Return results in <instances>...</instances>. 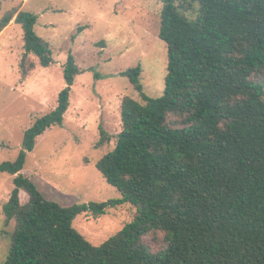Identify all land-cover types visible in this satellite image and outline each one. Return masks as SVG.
<instances>
[{"label": "trees", "instance_id": "1", "mask_svg": "<svg viewBox=\"0 0 264 264\" xmlns=\"http://www.w3.org/2000/svg\"><path fill=\"white\" fill-rule=\"evenodd\" d=\"M161 3L163 94L143 93L140 66L121 72L143 102L123 97L115 146L95 163L120 197L62 206L21 173L36 138L63 124L81 72L69 54L55 108L24 131L16 158L0 163L14 176L2 264H264V0ZM11 22L23 31L21 77L35 68L30 55L48 67L52 50L34 31L36 16L11 9L0 32ZM100 136L97 146L110 141L101 127ZM125 203L133 218L98 246L72 226L77 215ZM158 233L163 247L153 251L144 238Z\"/></svg>", "mask_w": 264, "mask_h": 264}, {"label": "rangeland", "instance_id": "2", "mask_svg": "<svg viewBox=\"0 0 264 264\" xmlns=\"http://www.w3.org/2000/svg\"><path fill=\"white\" fill-rule=\"evenodd\" d=\"M161 0H0V19L11 9L36 16L34 31L46 40L53 61L25 78L19 72L23 31L13 24L0 32V163L13 161L22 148L24 131L52 111L66 86L64 65L69 54L80 69L71 86L62 126H51L36 138L22 174L43 196L62 206L120 197L95 167L115 146L121 131L120 103L124 96L143 102L121 72L140 66L143 93L158 98L164 91L167 48L158 37ZM100 127L110 141L97 146ZM13 175L0 173V264L5 260L13 223L4 225L2 207L14 188ZM20 200L27 195L20 192ZM135 213L130 203L100 217L77 215L72 226L98 246L117 233ZM151 250L163 247L162 234L145 236Z\"/></svg>", "mask_w": 264, "mask_h": 264}, {"label": "crops", "instance_id": "3", "mask_svg": "<svg viewBox=\"0 0 264 264\" xmlns=\"http://www.w3.org/2000/svg\"><path fill=\"white\" fill-rule=\"evenodd\" d=\"M14 23H10L6 28H4L3 30H2V32H5L11 25H13Z\"/></svg>", "mask_w": 264, "mask_h": 264}]
</instances>
